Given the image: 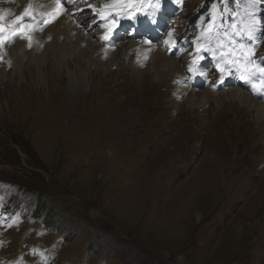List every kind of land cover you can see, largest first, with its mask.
<instances>
[{
    "label": "rangeland",
    "instance_id": "obj_1",
    "mask_svg": "<svg viewBox=\"0 0 264 264\" xmlns=\"http://www.w3.org/2000/svg\"><path fill=\"white\" fill-rule=\"evenodd\" d=\"M142 3L135 13L158 9L155 0ZM163 5L175 52L196 57L207 84L220 81L218 66L236 79L222 83V91L240 82L252 89L255 78H242L247 71L264 75L252 66L264 58L258 27L264 21L256 22L254 40L246 36L251 14L264 16V6L251 0ZM87 23L91 32L104 25L95 16L81 27ZM130 30L120 39L111 34L107 46L128 43ZM218 47L212 63L204 50ZM117 61H105L111 74L100 73L87 90L66 86L67 94L56 91L55 102L41 104L31 102L35 72H3L13 85L0 86L7 100L0 112V264H264V125L226 104L221 112L211 103L208 111L190 108L191 95L176 107L171 92L179 79L139 83L137 75L116 71ZM236 62L238 71L230 65ZM205 82L196 85L199 94L209 91ZM22 88L21 99L14 92ZM30 105L35 115H17Z\"/></svg>",
    "mask_w": 264,
    "mask_h": 264
},
{
    "label": "bare ground",
    "instance_id": "obj_2",
    "mask_svg": "<svg viewBox=\"0 0 264 264\" xmlns=\"http://www.w3.org/2000/svg\"><path fill=\"white\" fill-rule=\"evenodd\" d=\"M143 3L142 0H86V3L66 4L62 13L56 17V0H0V11L8 13L3 21L8 29L4 35L8 39L3 46H0V57L5 59L4 63L0 60V86L4 85V88L10 91L13 85L10 75L3 73L7 71L6 67H8V70L15 71V73L19 70L29 72L32 70L36 74L33 77L37 91L31 102H39V104L55 102L57 100L56 91L61 96L63 91V94H67L66 86L72 93L87 90L94 83L95 77L100 76V73L104 75L111 74V68L109 69V64L106 65L105 61L118 60L113 65L118 66L116 71H119L120 74L130 75L134 79L137 75L139 83L144 78H146V81L155 82L154 85H161L167 80L179 79V84L174 86V90L171 92L174 95L171 103H174L173 105L176 107L180 106L191 95L189 99L191 103L188 102L190 108L199 105L200 108L203 106L201 109L206 108L205 111H208L207 107L211 103L210 108L213 111L221 112L226 104L229 109H233V113L238 110L240 112L247 110L248 114L242 117H249L250 121L252 119L254 124L257 125L258 123L260 127L264 125V99L259 98L257 94L259 91L254 92L253 88H243V82H240L233 89L220 90L222 88L221 77H223V84L236 80L234 77L223 76L227 71L222 66H218L216 71V77L220 81L207 84L205 79L208 72L204 71L203 67L200 68L199 72L194 62L195 59L190 61L188 57H180L177 51L175 52L177 38L174 35V28L166 26V5L159 7L157 10L149 7L135 13L134 5L139 8ZM29 5L32 7L35 18H26V22L32 23L36 27L28 30L30 39L17 38L15 33L11 32L12 20L15 15L21 14ZM105 5H109V7H105ZM168 8L171 9L170 5H168ZM91 16L100 19L108 27L103 25L102 29L99 27L100 30L97 32L96 30L95 32L87 31L90 27L89 23L81 27L84 22H88V18ZM113 16L116 17L115 22H113ZM150 16L154 21H149ZM48 19H52L53 22L40 23ZM94 23L96 22L94 21ZM129 26H131V30L127 33L130 35L128 43H117L115 47L107 46L111 34H114L113 37L116 35L120 39L123 36L122 30ZM109 28H111L110 32ZM169 33H171V36ZM105 36L108 38L104 39ZM29 44H31V47H29ZM93 66H96V72L92 71ZM110 67L112 66L110 65ZM189 69H195V72L189 71ZM201 72L205 74L201 75ZM252 74L253 71L251 70L245 73L246 77L250 79L254 78ZM195 79L198 82L203 80L209 91H203L199 94L200 85L196 86L198 82ZM6 81L7 84H5ZM227 86L226 84L225 87ZM257 87L260 89L258 84ZM51 90L52 93H50ZM22 93L25 94L23 88L20 94L14 92V95L21 98ZM19 101L22 103L23 100ZM6 103V93L0 92L1 113H3ZM233 104H237V107ZM46 106L47 104H43L42 108ZM164 106L163 108H165ZM27 113L30 116L35 115L36 108L30 105L27 108L20 109L17 115L26 118L29 117ZM193 113L195 114L194 111ZM225 115L227 120L234 121L235 117H231L233 115L230 116L227 113ZM253 153H249V158L250 155L255 154Z\"/></svg>",
    "mask_w": 264,
    "mask_h": 264
},
{
    "label": "snow or ice",
    "instance_id": "obj_3",
    "mask_svg": "<svg viewBox=\"0 0 264 264\" xmlns=\"http://www.w3.org/2000/svg\"><path fill=\"white\" fill-rule=\"evenodd\" d=\"M74 2H79V3H86V0H56V4H57V9H56V13L55 16L58 17L63 9L64 6L67 5H71ZM251 3L255 6V5H262L264 6V0H251ZM105 7H109V5H105ZM155 8H159L160 7V0H155ZM72 14V13H70ZM8 15V13H4L2 11H0V46H3L5 41L8 39V37H6L4 35V33L8 30L6 25L3 23L5 16ZM26 18L28 19H34V15L32 12V7L31 5H29L28 7H26L23 12L19 15H15L13 20H12V28H11V32L15 33L17 38H25V39H30V36L28 34V30L30 29H34L36 26L32 23H27L26 22ZM251 18L253 20V27L251 29H249L246 33V36L249 40H254L255 37L253 36V33L257 30V21H264V16H258L255 12H253L251 14ZM116 17L113 16V22H115ZM53 20L52 19H48L45 21H41L40 23H52ZM104 27H108L107 24L104 25ZM259 30L262 33V36L260 37L261 39H264V23H259L258 25ZM41 31L43 30L42 28L40 29ZM109 32L111 31V28L108 29ZM169 35L171 36V33H169ZM108 37L105 36L104 39H107ZM243 39L244 36H241V44L239 45V47L243 48L244 44H243ZM29 47H31V44H29ZM254 50V49H253ZM0 59H2V57H0ZM249 63H251V61H248ZM189 71H193L195 72V69H189ZM256 71H258L261 74H264V58H261V60L259 61V65L256 66ZM201 75H204L205 73L201 72ZM253 77L255 78L256 83H253V80L248 78V77H242L243 79H245L246 83H253V91H256V87L257 84L260 87V91L257 93L258 95H260L262 98H264V75H261L259 77L255 76V73L252 74ZM221 83H223V77H221Z\"/></svg>",
    "mask_w": 264,
    "mask_h": 264
},
{
    "label": "trees",
    "instance_id": "obj_4",
    "mask_svg": "<svg viewBox=\"0 0 264 264\" xmlns=\"http://www.w3.org/2000/svg\"><path fill=\"white\" fill-rule=\"evenodd\" d=\"M37 209H38V210H37V213H38V212H40V215H41V214H42V212H41V211H43V210H44L43 206H40V207H38Z\"/></svg>",
    "mask_w": 264,
    "mask_h": 264
}]
</instances>
